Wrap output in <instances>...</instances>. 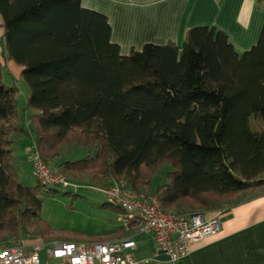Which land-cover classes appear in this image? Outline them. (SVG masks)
Returning a JSON list of instances; mask_svg holds the SVG:
<instances>
[{"label":"trees","instance_id":"obj_1","mask_svg":"<svg viewBox=\"0 0 264 264\" xmlns=\"http://www.w3.org/2000/svg\"><path fill=\"white\" fill-rule=\"evenodd\" d=\"M82 1L0 0L2 55L22 67L23 113L31 110L20 117L19 88L4 82L0 62V245L57 237L41 218L40 194L59 186L22 183L13 134L29 136L28 154L34 144L66 178L87 176L102 194L107 182L124 181L172 214L264 193V22L242 52L225 31L201 25L187 30L181 47L145 43L121 54L108 17ZM72 146L88 151L67 158ZM163 164L167 181L154 187ZM70 187L78 185L62 188ZM125 218L118 234L138 222Z\"/></svg>","mask_w":264,"mask_h":264},{"label":"crops","instance_id":"obj_2","mask_svg":"<svg viewBox=\"0 0 264 264\" xmlns=\"http://www.w3.org/2000/svg\"><path fill=\"white\" fill-rule=\"evenodd\" d=\"M82 5L108 17L111 40L119 45L121 54H128L132 48L140 49L145 43L173 42L181 47L187 30L201 25L215 26L225 31L236 50L242 52L257 42L264 22V11L256 0H83ZM2 34L3 29L0 28V62L8 74V79L9 76L14 78L12 81L16 84L21 77L22 67L3 57ZM10 82L8 81V85L12 84ZM28 95L29 90L25 94V104ZM24 107L19 111L22 118L31 112L29 110L23 113ZM12 138L14 142H29L21 153L18 151L19 147L13 143L19 164L20 156L26 157L28 154L30 138L24 134H13ZM114 182L106 184L112 185ZM105 202L107 200L99 205V209L119 213H114L113 225L87 238L53 237L45 242L77 240L97 243L130 239L135 242V246L126 249L124 255L141 261L142 264H264V193L252 195L231 207L204 212L202 215L206 219H220V232L193 243L189 252L176 260L157 250L154 239L149 234H136L133 230L126 231L124 235L118 234L121 228L126 227L127 219L117 209L104 206ZM110 233L114 235L109 236ZM40 259L43 264L56 262L55 259L48 258L45 251L40 252Z\"/></svg>","mask_w":264,"mask_h":264},{"label":"built area","instance_id":"obj_3","mask_svg":"<svg viewBox=\"0 0 264 264\" xmlns=\"http://www.w3.org/2000/svg\"><path fill=\"white\" fill-rule=\"evenodd\" d=\"M28 155L32 175L44 186L72 185L57 167L41 157L34 144L30 146ZM101 191L108 201L125 211V216L137 219L134 226L136 234L151 235L157 250L167 253L173 260L186 255L193 243L210 238L221 230L218 217L206 219L202 214L184 216L165 212L157 196L134 192L124 181L105 185ZM36 241L0 245V264H43L39 253L44 247L47 257L56 260L55 264H142L124 255L126 249L135 246L130 239L97 243Z\"/></svg>","mask_w":264,"mask_h":264},{"label":"rangeland","instance_id":"obj_4","mask_svg":"<svg viewBox=\"0 0 264 264\" xmlns=\"http://www.w3.org/2000/svg\"><path fill=\"white\" fill-rule=\"evenodd\" d=\"M4 81L8 84V81L13 84V79L6 74L3 67ZM16 84L19 86V91L17 93L16 99L19 111L23 110L25 106V94L28 93V86L26 82L20 77ZM16 147L18 146V151L21 153L29 142L23 143L14 142ZM88 149H80L76 146H72L69 150L68 156L71 158L79 157L85 154ZM21 155L19 159V164L17 163L16 169L19 174V178L24 185L34 186L36 179L32 177L29 172L30 168V157L29 155ZM67 156V155H66ZM67 156V157H68ZM55 161V163H59ZM54 164V163H52ZM55 165V164H54ZM169 167L170 165L163 164L160 169H158L153 176L152 184L154 187L165 183L167 181V176L164 167ZM70 183L77 184L78 188L74 189L70 187L67 188L57 187L53 192H48L47 189L42 188L40 198L42 199V209L41 218L45 219L51 227L55 228V235L58 238H87L98 231H103L110 227L112 221L115 220L116 211H107L106 209H99V205L103 203L107 198L98 191V184L89 180L87 176L83 178L67 177ZM109 181L107 183H110ZM259 194V189L257 190ZM257 194V193H256ZM252 194V195H256ZM250 195V196H252ZM229 202V201H228ZM121 215H123L121 213ZM125 215V214H124ZM24 235V234H23ZM22 235V236H23ZM33 239L31 236L27 235L23 240L30 241ZM41 259L44 260V252L41 253Z\"/></svg>","mask_w":264,"mask_h":264}]
</instances>
